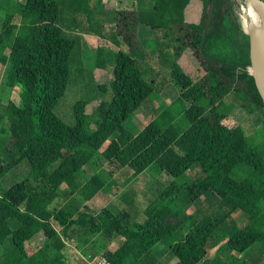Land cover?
Segmentation results:
<instances>
[{
	"label": "trees",
	"instance_id": "trees-1",
	"mask_svg": "<svg viewBox=\"0 0 264 264\" xmlns=\"http://www.w3.org/2000/svg\"><path fill=\"white\" fill-rule=\"evenodd\" d=\"M7 1L9 10L0 23V64L5 86L18 87L23 103L7 102L11 113L0 128V181L12 182L0 191V264H65V243L80 236L84 242L91 234L107 244L99 253L113 264H138L161 240L175 259L171 264L263 259L264 133L253 129L245 136L239 125L222 123L233 109L241 120L257 114L264 123L251 75L253 91L246 96L236 74L249 67L248 34L240 26L244 1L128 0L135 8L118 9L114 1L84 0L83 13L79 0ZM192 5L196 19L187 20ZM140 24L153 30L152 39L137 37ZM81 34L113 46H97L94 58L95 68L104 61L111 65L108 82L97 85L109 98L94 110L96 118L87 113L85 100H74L70 126L53 109L72 80L70 64L77 62ZM173 48L195 62L193 77L183 64L168 67V80L184 109L158 134L145 127L131 134L122 123L160 92L166 81L159 78L158 60ZM226 137H238L232 149ZM93 160L97 166L117 161L132 177L152 171L171 180L146 198L143 220L131 224L122 209L87 207L111 174L103 175L100 168L78 184L77 174ZM239 165L247 172L236 179ZM19 168L21 178L13 180ZM190 170V182L175 181ZM39 194L46 198L27 211V199ZM195 201L198 207L187 211Z\"/></svg>",
	"mask_w": 264,
	"mask_h": 264
},
{
	"label": "rangeland",
	"instance_id": "rangeland-1",
	"mask_svg": "<svg viewBox=\"0 0 264 264\" xmlns=\"http://www.w3.org/2000/svg\"><path fill=\"white\" fill-rule=\"evenodd\" d=\"M94 3L99 1L101 5L105 3L106 1H114L115 6L119 9H133L135 8V4L132 1L128 0H93ZM9 2L7 0H0V23L3 20L4 13L8 12L9 8ZM79 11L83 13L85 11L86 6L84 5V0H79ZM246 6L247 3L244 2V4L241 7V13H240V26L244 33L249 34L248 32V16L245 13L246 12ZM96 10L99 8L96 7ZM188 16H186L187 20L196 19L197 10L196 6L192 5L190 6L189 10H187ZM84 14H82V17ZM104 23V29L107 31L109 26ZM147 29L153 32V30L146 26ZM97 46H103L104 49H107L108 47L113 48V46H109V43L103 39H100L99 37L92 35V34H81V42H80V50L77 54V62H73L72 65L70 64V71L72 69V72L70 73L72 76V80L67 83V87L65 89V92L63 96L56 102L54 106V113L67 125H72L73 118L71 114V104L76 99L85 100L87 102L86 104V111L89 114H92L94 118L97 117L96 112L94 111L96 107L100 103H105L106 100L109 98L108 95H102V93L98 92L97 85L101 83H107L108 80L111 77L110 73V63L107 61H104V64L102 67L95 68L94 66V58L96 54V47ZM227 53L232 54V49L229 50ZM103 55H106L107 53L105 50L102 51ZM223 57L227 58L225 54H223ZM181 64L185 66V69L189 72L190 76L193 77V67L194 60L190 58V55L188 53H183L181 57ZM159 64H165V61L160 58ZM76 65H80V68ZM159 65V66H160ZM189 68V70H188ZM162 70V71H161ZM168 69H161L160 67V74L159 78H164L166 81L162 89L158 94H152L154 96H149L146 99H153L156 102L157 106H161L166 104L167 106L161 109L162 111H165L166 108L169 106L170 109H174L177 105L176 101L177 97L175 95L176 93V87L168 80ZM192 71V72H191ZM191 72V73H190ZM69 74V77L71 78ZM237 77L240 81V91L244 95L248 96L253 91L252 87L247 79V75H250L249 73V67L248 68H241L236 72ZM197 77L201 78V73H197ZM158 78V79H159ZM202 79V78H201ZM158 96V97H157ZM147 100L145 102V106L149 104V101ZM10 101L16 105H21L23 103L22 97L18 92V87H7L5 86V78H4V68L3 65L0 64V128L6 126V116L11 113V108L7 106V102ZM152 104H153V100ZM178 102L179 110L183 108L181 104ZM198 103H201V101H198ZM205 106H209L205 102H202ZM177 107V108H178ZM162 111H160L159 115H162ZM176 111V108H175ZM170 115L172 116H178V114H173L170 112ZM180 115V114H179ZM145 114L142 112L141 108L138 107L135 111L131 113L130 116L126 118V120L122 123V127L128 130L131 134H136L141 128H143L144 122H145ZM164 116V114H163ZM168 114L166 113V118ZM239 111L237 109L231 110L230 114L228 116L223 117L222 123H224L228 127H234L236 125H239L241 127V130L245 136L252 135L253 129H257L264 133V123L261 121L259 116L257 114H253L249 117H246V120H241L238 118ZM165 117V116H164ZM149 121V120H148ZM147 121L146 125L148 124L149 129L152 127H155L158 125L157 119L154 121H150V123ZM168 121V120H167ZM151 124V126H149ZM152 131V130H151ZM157 132V131H153ZM115 133L112 134V136ZM237 138H229L226 137L224 142L227 146V148L232 149L233 145L236 144ZM95 160V159H94ZM93 160V161H94ZM89 161L87 164L84 165V167L81 169V173L77 174V183L81 184L84 179L89 177L93 172L100 169L102 170V173H108L111 174L109 176L105 175V178L107 180L104 187L100 190L98 195L91 199L89 202V208L91 209H100L102 207H106L112 212H116L120 209L126 211L130 216V222L132 223H140L143 220L142 216V206L145 202L146 198L154 195L156 192H158L160 189H162L166 184H168L171 180V178H167V176L163 175H157L155 172L148 171L143 173L142 176H136L133 177L126 176V172L129 173L128 168H121V165L117 163V161L112 163H107L105 161L98 162L99 165H95V162ZM20 170H16L15 173L12 175L13 180H19L22 174L21 168ZM238 171H236L233 174V177L236 179L242 178L246 172L247 168H244V165H239L236 167ZM235 169V170H236ZM118 170V171H116ZM120 170V171H119ZM116 173L113 175L112 173ZM193 170H190L186 174L184 173L181 178L176 179V182H190L192 180L191 176L193 175ZM140 175V174H139ZM149 175V178H148ZM7 178V177H5ZM10 183V179L7 178L5 181H0V191L3 187H6ZM143 187V190H140L138 192H134L135 196L139 195V198L132 199L130 197L129 193H126L127 191H133L136 188ZM133 189V190H132ZM122 193L119 195V192ZM116 193V195H112V193ZM46 198L45 194H39V195H32L27 199L26 203V210L31 212L39 203H41ZM75 199L78 200L79 204H81L83 201L81 198L76 197ZM111 200V203H108V201ZM198 207V201L193 202L189 206L187 205V211L192 212L195 208ZM86 240L82 241V236L80 237H74L72 240L65 243L64 249H63V255H64V262L65 264H80L81 257H85L87 254L92 253H99L101 249H103L107 244L97 235V234H91L85 236ZM2 252V249L0 247V254ZM174 262L175 259L170 256L169 258V248L168 243L164 240H161L154 244L148 252L142 257V259L138 262V264H167L169 261ZM262 261L264 264V258L262 259L261 256H257L256 258L249 261L250 264H254L257 261ZM171 262V263H172ZM170 263V262H169Z\"/></svg>",
	"mask_w": 264,
	"mask_h": 264
},
{
	"label": "crops",
	"instance_id": "crops-1",
	"mask_svg": "<svg viewBox=\"0 0 264 264\" xmlns=\"http://www.w3.org/2000/svg\"><path fill=\"white\" fill-rule=\"evenodd\" d=\"M153 35H154L153 32L150 31L149 29H147L143 24H140L138 26V28H137V37L139 39L145 38V39H149L150 40V39L153 38ZM180 52H181V48H179L178 50H176L175 48H173V49H171L169 51L167 50L166 52H164L163 55H162V59L165 61V64H161V65L159 64L160 67H161V69H163V68L168 69L170 63H172V64H178V65L181 66V62H180L181 61V54H180ZM159 60H158V63H159ZM167 74H168V71H167ZM175 95H177V90H176ZM151 96H154V95H151ZM155 97H156V95H155ZM155 97H153V99H151V100H153V104H152V101L150 99H145L141 103V105L139 107L141 108L142 112L145 114V116H144L145 117V122H144L143 127L149 129L148 124L146 125L147 121L149 120L148 122L150 123L151 120L154 121L155 119H157L158 125L155 126V127H152L151 124H150L149 126H151V129H149V130L150 131L152 130L151 132L154 133V134H158L159 132H161L163 130V128L168 123L172 122L175 118L179 117V114L182 113V111L184 109V106L182 105L183 108L181 110H179V107H178V102L179 101H176L177 102L176 103L177 105L175 106L176 111H175V108L174 109H170L169 106L166 108L165 111H162L161 109H163L167 105L164 104V106L163 105H161L160 107L157 106L156 102L154 101V98ZM147 100H150V101H149V104H147V106H145V102ZM179 104H181V103H179ZM160 111L163 112L162 115H159ZM170 112H172L173 114H178V116H172V115H170ZM166 113L168 114L167 118H166ZM163 114H164L165 117L163 116ZM153 131H157V132H153ZM121 168H124V170H125L126 167L125 166H121ZM116 171H118V170H116ZM116 171L113 172L112 174L114 175L116 173ZM143 173H145V172H141V173H139L140 175L137 174L136 176H142ZM126 176L129 177L130 176V173H127L126 172ZM136 176H134V177H136ZM148 178H149V175H148ZM140 190H143V187L136 188L132 192H138ZM116 193H118V192H116ZM116 193H115V195H116ZM121 193H122V191L119 192V195L118 196H120ZM169 262L167 264H171V262H172L171 259H170Z\"/></svg>",
	"mask_w": 264,
	"mask_h": 264
},
{
	"label": "water",
	"instance_id": "water-1",
	"mask_svg": "<svg viewBox=\"0 0 264 264\" xmlns=\"http://www.w3.org/2000/svg\"><path fill=\"white\" fill-rule=\"evenodd\" d=\"M251 5L260 19L258 31L248 34L249 73L264 108V1L243 0Z\"/></svg>",
	"mask_w": 264,
	"mask_h": 264
},
{
	"label": "bare ground",
	"instance_id": "bare-ground-1",
	"mask_svg": "<svg viewBox=\"0 0 264 264\" xmlns=\"http://www.w3.org/2000/svg\"><path fill=\"white\" fill-rule=\"evenodd\" d=\"M245 13L247 14L249 20L248 28L252 33L258 31L260 27V19L255 9L251 5L247 4Z\"/></svg>",
	"mask_w": 264,
	"mask_h": 264
},
{
	"label": "built area",
	"instance_id": "built-area-1",
	"mask_svg": "<svg viewBox=\"0 0 264 264\" xmlns=\"http://www.w3.org/2000/svg\"><path fill=\"white\" fill-rule=\"evenodd\" d=\"M82 264H113L105 255L101 253L87 254L81 257Z\"/></svg>",
	"mask_w": 264,
	"mask_h": 264
}]
</instances>
